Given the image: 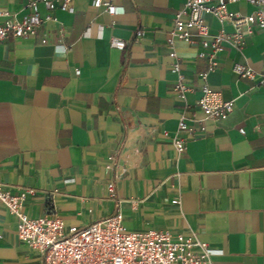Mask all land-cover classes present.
I'll return each instance as SVG.
<instances>
[{"label":"crops","instance_id":"crops-1","mask_svg":"<svg viewBox=\"0 0 264 264\" xmlns=\"http://www.w3.org/2000/svg\"><path fill=\"white\" fill-rule=\"evenodd\" d=\"M27 2L0 7L20 17ZM183 2L118 0L122 11L110 13L91 0H71L72 12L55 1V20L35 36L0 41V190L32 188L23 211L53 213L65 229L120 211L127 231L194 234L216 250L212 264H264V87L235 70L248 66L260 78L264 28L242 36L239 47L225 42L216 55L207 82L233 110L205 118L196 101L206 59L197 44L167 42ZM227 9L249 14L254 5L238 0ZM205 19L211 33L235 32L211 14ZM111 36L125 48L112 47ZM171 50L191 88L184 96L172 89ZM181 117L189 128H178ZM0 264H43L1 203Z\"/></svg>","mask_w":264,"mask_h":264},{"label":"built area","instance_id":"built-area-1","mask_svg":"<svg viewBox=\"0 0 264 264\" xmlns=\"http://www.w3.org/2000/svg\"><path fill=\"white\" fill-rule=\"evenodd\" d=\"M55 1L60 2L61 9L73 11L71 0H28L26 7L29 11L20 17L0 7V41L9 34L16 38L35 36L45 22L55 20L50 12ZM116 1L118 0H91V3L95 8L115 13L122 11V7L115 4ZM236 1L238 0H184L172 18L173 28L167 37L170 45L175 40H183L199 46L197 55L205 58L207 63L206 69L200 73L202 94L196 103L205 118L212 120H223L233 110V100L222 99L220 92L207 82L209 72L218 66L216 55L223 50L225 42L239 47L242 36L252 33L256 28H264V0H247L254 5L249 14L227 9L228 3ZM41 3L47 9L45 14L40 13ZM205 14L215 16L221 23L231 24L235 32L231 34L221 28L211 33ZM90 30L91 26L85 33L89 34ZM141 33V30L137 31V35ZM42 42L45 43L46 39L42 38ZM110 45L123 50L126 41L111 36ZM65 48L61 46V49ZM169 55L173 59L171 71L176 74L172 89L184 96L191 88L185 83L177 54L171 50ZM235 70L240 76L258 81L264 87V72L258 79L257 73L248 66L237 64ZM76 73H79V69H76ZM178 128H189L183 117L178 121ZM239 131L243 133L244 129L239 128ZM164 133L169 135L168 131ZM172 141L178 152L184 151L182 138L173 135ZM108 188L112 191L113 183H109ZM33 191L32 188H26L19 194H11L0 190V203L16 215L19 238L41 252L43 264H212L211 256L216 250L194 234L174 236L167 230L155 229L127 231L120 211L86 225H71L67 229L62 218L53 213L30 217L23 211L22 201ZM172 202L177 203L178 199Z\"/></svg>","mask_w":264,"mask_h":264}]
</instances>
